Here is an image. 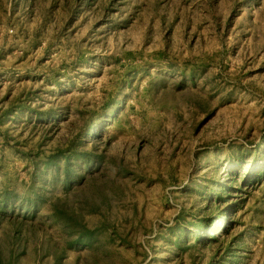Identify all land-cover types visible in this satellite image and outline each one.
<instances>
[{
  "label": "rangeland",
  "instance_id": "374dc122",
  "mask_svg": "<svg viewBox=\"0 0 264 264\" xmlns=\"http://www.w3.org/2000/svg\"><path fill=\"white\" fill-rule=\"evenodd\" d=\"M0 264H264V0H0Z\"/></svg>",
  "mask_w": 264,
  "mask_h": 264
},
{
  "label": "trees",
  "instance_id": "16d2710c",
  "mask_svg": "<svg viewBox=\"0 0 264 264\" xmlns=\"http://www.w3.org/2000/svg\"><path fill=\"white\" fill-rule=\"evenodd\" d=\"M228 219L225 221V224L227 223ZM208 232V231H207Z\"/></svg>",
  "mask_w": 264,
  "mask_h": 264
}]
</instances>
